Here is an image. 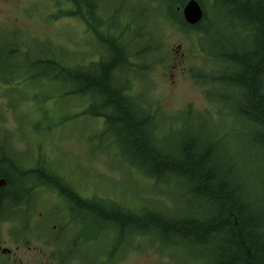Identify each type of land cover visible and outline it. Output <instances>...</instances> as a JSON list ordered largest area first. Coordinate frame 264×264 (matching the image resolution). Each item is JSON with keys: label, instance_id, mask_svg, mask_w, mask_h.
<instances>
[{"label": "trees", "instance_id": "16d2710c", "mask_svg": "<svg viewBox=\"0 0 264 264\" xmlns=\"http://www.w3.org/2000/svg\"><path fill=\"white\" fill-rule=\"evenodd\" d=\"M188 1L172 0L161 16L173 29L189 34L200 55L215 67L209 74H199V70L193 76L200 85L202 82L209 87L207 97L211 100V93L215 94L217 87L230 90V96L216 95V119L218 115L220 120L222 116L240 118L254 127L251 138L246 142L252 149V159L257 163L250 183L235 172L237 169L231 164L217 161L219 157L224 159L225 155L219 143L218 146L202 143L193 138L197 135L181 138L167 151L157 149V146L155 149L150 147L156 130L165 129L157 126L156 121L159 118L170 122L178 119L167 117V120L163 115L154 114L151 108L147 109L140 99H134L126 91L131 90L132 84L124 72L146 70L147 64L135 67L129 58L138 60L144 55L152 56L160 49L163 32L158 26L145 34L147 43L142 51L131 52L129 42L123 41L127 30L121 29L117 25V17H114L118 11L109 20L106 19L111 14L102 15V18L99 13L91 12L88 17L99 23L96 26L88 24L86 31L104 49L100 50L98 61L85 63L83 56H79L76 63L71 61L70 66L69 61L62 62L46 50L32 57L25 67L39 77L77 87L76 91L72 88L66 93L67 96L77 94L81 98L77 117L92 118L96 123L100 120L103 135L98 133L99 139L106 136L111 145H116L123 166L127 170H136L148 186L141 190V204L135 207L129 203L118 204L108 198H93V203H87V206L91 204L89 215L108 225L111 238L108 256L111 259L123 257L131 249L140 247L142 239H147L156 250L162 247L181 250L191 264H264V0H209L210 3L195 0L202 8L203 17L194 26L185 23L181 14ZM220 8L226 9L225 13L230 17L225 24L229 33L240 32L242 37L248 35L246 40L250 39L249 42L242 43L239 48H228L225 42L221 45L217 44L218 41L212 42L210 37L219 33L209 24L210 16L206 12H222L218 11ZM159 16L153 15L152 20ZM189 114L190 111L177 116L188 118ZM192 115L205 123L216 120L207 113ZM72 117L75 118V114ZM214 139L218 142L219 136ZM6 146L12 153V146L4 145V149ZM6 160H9L8 165L1 169ZM6 160L0 161V177L6 179L4 192L14 193L15 203L12 204L15 210L23 203L21 198L34 195L37 189L45 187L63 199H73L78 204L76 209L85 208L81 206L75 190L78 185L72 187L63 177L51 172L54 169L41 158L30 169L10 158ZM29 180H34L32 183L35 184L27 185ZM168 187L176 192L174 209L162 204L158 207L161 190ZM181 198L184 202L178 205ZM5 199L4 194L3 203Z\"/></svg>", "mask_w": 264, "mask_h": 264}, {"label": "rangeland", "instance_id": "374dc122", "mask_svg": "<svg viewBox=\"0 0 264 264\" xmlns=\"http://www.w3.org/2000/svg\"><path fill=\"white\" fill-rule=\"evenodd\" d=\"M106 1L108 9L102 10L100 16L111 14L106 19L109 20L113 18L112 14L118 11L114 17L118 19L117 25L127 30L123 41L129 42L131 52H140L146 47L145 34L150 33L155 26L163 32L161 47L155 54L138 57V60L129 58L130 63L135 67L147 64L146 70L133 69L124 72L129 84H132L131 90L129 88L126 91L130 92L134 99H140L147 109L151 108L154 114L163 115L167 120V117L178 119L170 122L159 118L156 121L157 126L165 129L156 130L154 141L149 143L150 147L155 149L157 146L159 147L157 149L167 151L171 145L181 141V138L197 135L198 137L193 138H198L202 143H215L216 146L219 143L220 147L224 148L222 151L225 155L224 159L219 157L217 161L231 164L237 169L235 172L243 175V178L250 183L253 172L257 170V163L252 159V149L246 142L251 138L254 127L240 118L231 119L222 116L220 120L218 115L216 119L218 114L216 95L230 96L231 92L223 86L215 88V94L211 93L213 102L207 97L209 87L202 85V82L200 85L193 79L195 72L200 70L199 74H209L215 67L200 55L197 46H194L196 42L189 34L173 29L162 18L161 13L172 0ZM61 5L65 13L69 8L67 0H63ZM31 6L30 14L14 15L6 10L3 12L5 14H0V27H10L11 23L16 21L24 31L28 32L33 44H36L35 41L47 42L37 46L25 42L23 48H27L30 57H35L37 47H41L49 50L53 57L62 62L69 61L70 66L71 61L78 60L79 56H83L85 63L91 60L98 61L99 52L104 49L94 42L82 21L79 20V24L75 25L71 19L62 15V18L55 22L48 15H42L38 2ZM5 7V4L0 5L1 10ZM45 7L48 14L52 10L50 4L47 3ZM218 11L222 12L216 13L213 10L206 12L210 16L209 24L219 33L210 37L212 42L218 41V45L225 42L229 45L228 48L232 46L239 48L242 43L250 41V39L246 40L248 35L242 37L240 32L229 33L225 24L230 21V17L225 13L226 9L220 8ZM159 14V17L152 20L153 15ZM146 23H149L148 27ZM16 38L19 40V37ZM9 40V35H4L0 39L2 49H8ZM8 61L5 63H16L17 66L22 65V68L13 75L14 80H20L17 86L10 85L8 88V85H4L6 79L0 77V84L6 86L0 85V161L10 158L16 164L30 169L37 164L34 162L41 158L45 164L54 169L50 170L51 172L63 177L71 186L78 185L75 187L78 197L108 198L118 204L129 203L133 207L141 204V190L144 187L148 188L142 181V175L138 176L136 170H127L123 166L117 146L111 145L106 136L99 139L97 134L101 133L103 127L100 120L96 123L92 118L77 117L81 98L77 94L66 95L74 86L44 76L39 77L37 73L23 66L22 56L10 57ZM81 64L84 62L80 63V67ZM12 88L16 90L12 91ZM188 111L191 112L188 118L177 116ZM196 112L204 115L207 113L211 115V119L216 120L205 123L204 120L192 115ZM74 114L75 118L72 117ZM215 136H219L218 142H215L217 141L214 139ZM7 144L12 146V153L7 150V146L4 149L3 146ZM245 145L248 147L246 148ZM8 161H5L1 169L6 168ZM141 169L143 170L144 167ZM33 181L29 180L30 183L27 185L35 184L32 183ZM57 195V192L45 187L37 189L34 195H31L32 199L27 198L25 203L29 202L28 210L22 207L26 212H18V214H29L34 218L40 214L44 215L36 224L33 218L32 223L34 220L35 225L32 226L31 223L32 227L27 231L22 230L24 221L19 218L16 219L18 221L0 223V235L7 236L8 239L13 237L14 250L19 248L20 257L16 260L18 264H57L55 260L58 259V253L60 255L62 249L56 245L46 247L44 241L48 237L37 231L39 227L41 231H45L51 222L55 221L57 204L54 202ZM160 202L158 207L162 204L167 208H176L175 190L172 187L162 189ZM183 202L184 199L181 198L178 205H182ZM24 205L21 203V206ZM16 230L23 235L18 236ZM24 239L28 241L30 249H26L27 246L23 244ZM110 240L108 232L102 233L98 241L90 244L85 255L81 253L84 259L81 258L79 263H93L94 252L106 249ZM153 242L157 243L155 240ZM143 247L147 248L143 249ZM138 248L131 249L127 254H125L127 249L122 250L125 255L113 259L110 257L108 264H191L185 259L181 250L167 247L156 250L147 239H142ZM52 255L56 259H52Z\"/></svg>", "mask_w": 264, "mask_h": 264}, {"label": "flooded vegetation", "instance_id": "af4514ba", "mask_svg": "<svg viewBox=\"0 0 264 264\" xmlns=\"http://www.w3.org/2000/svg\"><path fill=\"white\" fill-rule=\"evenodd\" d=\"M51 1V2H50ZM63 0H0V5L5 4V9H0V14L3 13L4 10H6L8 13H12L14 15H20V14H30V8L33 3L38 2V4L41 7V13L42 15H48L52 20L57 22L62 18V15H64L66 18L71 19L73 24L77 25L79 24V20L82 21L86 28H88V24L92 26L98 25L99 22H93L88 15L92 12L93 14L99 13L101 14L102 8H108L107 1L106 0H67V3L69 4V8H67L66 12L63 13V6L62 4ZM33 2V3H32ZM95 2L97 4H95ZM49 3L51 7V11L46 14V7L45 5ZM97 10V11H96ZM81 13L83 17L80 16ZM4 35H9L10 40L8 44V49H2L0 46V77H4L6 79V82L4 85H8L9 88L10 85H18L20 83V80H14L13 75L22 68V65H16V63H5L9 62L8 58L10 57H17L22 56L23 57V66L27 65V62L31 60L32 57H30L29 52L27 51V48H23L25 42H31V38L28 36V32L23 30L16 21H13L10 25V27H0V39ZM19 37V40L18 38ZM36 44L33 45H39L43 43H47L46 41H35ZM49 51V50H47ZM46 52L45 48L37 47V54L35 57L41 53ZM1 86H4L3 84H0ZM16 86H14L16 88ZM6 87V86H4ZM7 89V88H2ZM12 91H15L16 89ZM18 100H20L18 98ZM20 104V103H19ZM10 170V173L13 174ZM24 172L25 170H21ZM0 179L5 181V185L1 187L0 189V223L6 222V221H15L19 218V220L24 221V227L22 230L27 231L29 227L34 226L36 223H38L42 216V214L36 216L34 218L33 215H23L18 214V212L25 213L26 211H23L24 208L28 210L29 208V202L26 204L25 201L28 197L23 198L24 201H22L25 205L19 206L17 210L13 208V204L15 203V197L14 193L7 194L4 192V189L6 188V179L1 178ZM73 187V186H72ZM53 191V190H52ZM13 192V190H12ZM4 194L6 196V202H4ZM58 194V193H57ZM78 195V194H77ZM19 197V196H17ZM30 199L31 196H29ZM79 200L82 203L81 206L85 207L82 210L76 209L78 207V204L73 199H63L62 197L57 195L55 206L56 211V219L55 221L51 222V224L45 229V231H41L40 227L37 229L40 233L48 237V241H44V245L46 247H49L50 245H56L59 246L62 251L60 252V255L58 253V259L52 255V259H56L55 262L57 264H80L79 261L84 259V257L81 256V253L84 255L89 250L90 244H94L96 241L100 239V236L102 233L108 232L109 228L105 221H99L97 222L95 220L96 217H91L88 213V208L91 206H87V203H93L91 200L92 198L83 199L81 196H79ZM22 200V198L20 199ZM9 202L11 209L9 208ZM62 203V204H61ZM12 204V205H11ZM22 207L23 210H22ZM60 207V208H59ZM87 208V209H86ZM60 209V211H59ZM59 211V213H58ZM16 214V215H15ZM36 220L35 224L34 220L32 223V219ZM18 221V220H16ZM26 223V224H25ZM32 223V226H31ZM18 236H22L23 233H19L18 230L15 231ZM15 232H12L13 234ZM18 232V233H17ZM109 234V233H108ZM17 238V237H16ZM20 240V237H18ZM10 243V245H9ZM12 243L14 244V239H8L6 236L0 235V264H18L16 260L20 255L18 254V249L14 250V247L12 246ZM23 244H25L29 248V243L24 239ZM109 244L110 241L107 244V248L104 250H101L100 252H94V262L89 264H108L110 257L108 256L109 252Z\"/></svg>", "mask_w": 264, "mask_h": 264}, {"label": "water", "instance_id": "95a60500", "mask_svg": "<svg viewBox=\"0 0 264 264\" xmlns=\"http://www.w3.org/2000/svg\"><path fill=\"white\" fill-rule=\"evenodd\" d=\"M182 18L188 25L194 26L199 23L203 17L202 9L195 0H189L181 10ZM5 185V181L0 179V189Z\"/></svg>", "mask_w": 264, "mask_h": 264}]
</instances>
